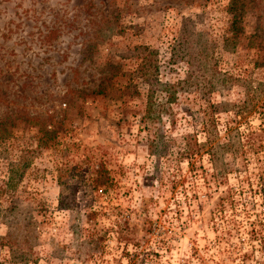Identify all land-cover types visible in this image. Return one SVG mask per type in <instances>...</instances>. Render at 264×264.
<instances>
[{
  "label": "rangeland",
  "instance_id": "obj_1",
  "mask_svg": "<svg viewBox=\"0 0 264 264\" xmlns=\"http://www.w3.org/2000/svg\"><path fill=\"white\" fill-rule=\"evenodd\" d=\"M260 182L264 0H0V264H264L211 221Z\"/></svg>",
  "mask_w": 264,
  "mask_h": 264
},
{
  "label": "trees",
  "instance_id": "obj_2",
  "mask_svg": "<svg viewBox=\"0 0 264 264\" xmlns=\"http://www.w3.org/2000/svg\"><path fill=\"white\" fill-rule=\"evenodd\" d=\"M195 141V140H194ZM194 141L192 143H186L185 149H183L179 155L180 157L183 156L184 158L190 159L194 157V155L199 151V145L196 144ZM210 146V145H209ZM212 148V147H210ZM190 162V161H189ZM190 170L192 171V162H190ZM194 175L196 173L192 172ZM170 182V189H168L172 194L173 197H176V194H179V198H174L173 202L175 204L174 213L179 217L180 213V203L181 196L184 199V204L189 205L191 201V196L194 195V188L197 186V183L194 180L190 182L189 187L184 185L185 182V175L179 168L176 169L175 174H173L169 179ZM258 191L264 192V182L258 183ZM192 191L190 195H188L189 191ZM236 189H232L231 187L228 188L225 192L223 197L218 198V202L215 204L211 212V221L214 227L219 229L221 236L219 238L224 239L227 243V246L231 249H235L236 251H240L241 245L247 244L250 248H256L255 241H257V247L259 250H264V218H260L258 214H254L251 217V213L249 211V207L247 205V201L245 199L240 198V196H236ZM145 205L143 204L142 211H145ZM176 217V218H178ZM150 225V222H147ZM151 230L150 227H146L145 233ZM231 234L235 237L234 243L232 244L228 237ZM238 238L240 240H238ZM230 239V238H229ZM231 243L232 245H229ZM135 246H138L135 243ZM245 253H241L238 256L240 257L241 262L245 259ZM142 263V262H141ZM137 260L130 261V264H141Z\"/></svg>",
  "mask_w": 264,
  "mask_h": 264
}]
</instances>
